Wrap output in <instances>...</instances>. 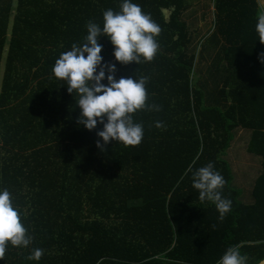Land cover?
Wrapping results in <instances>:
<instances>
[{"label": "trees", "instance_id": "16d2710c", "mask_svg": "<svg viewBox=\"0 0 264 264\" xmlns=\"http://www.w3.org/2000/svg\"><path fill=\"white\" fill-rule=\"evenodd\" d=\"M15 1L0 0V191L11 193L33 240L9 243L0 264H217L231 246L247 264L264 259V48L255 0H215L216 28L198 53L185 0H132L161 27L159 51L124 65L102 35L103 63L116 65L117 79L148 77L147 103L160 110L133 115L144 129L138 146L112 140L103 150V123L78 124L77 94L52 69L85 43L88 21L102 28L104 11L119 12L123 0ZM239 128L250 131L247 153L260 158L249 203L224 158ZM209 162L232 201L223 221L193 187V173ZM36 248L41 259H27Z\"/></svg>", "mask_w": 264, "mask_h": 264}, {"label": "clouds", "instance_id": "9594fccd", "mask_svg": "<svg viewBox=\"0 0 264 264\" xmlns=\"http://www.w3.org/2000/svg\"><path fill=\"white\" fill-rule=\"evenodd\" d=\"M86 27L85 43L73 44L71 50L61 53L52 69L54 76L66 81L69 93L77 94V104L81 109L78 124L93 130L98 121L103 123V130L97 134L104 143L98 140V147L103 150L112 140L125 146H138L144 129L142 124L134 122L133 115L145 109L159 111L160 106L147 103L148 77L116 78V65L103 63V45L99 43V37L106 35L110 38L115 59L120 63L127 65L135 61L140 64L142 59L145 62L154 60L159 51L156 37L162 29L150 13H145L132 0H123L119 12L112 9L104 11L102 28L93 21H88ZM256 31L259 41L264 43V14L258 16ZM260 60L264 62V53L260 54ZM105 79L107 85L102 82ZM156 126L162 127V123L157 122ZM225 184L224 177L214 170L212 162L193 173V187L199 190V199L214 203L221 221L232 206L230 199L222 197ZM32 240L20 211L13 205L11 193L7 189L0 191V259H4L9 243L27 248ZM42 255L43 250L36 248L27 259L38 261ZM247 261L248 257L241 254L239 246H231L217 264H247Z\"/></svg>", "mask_w": 264, "mask_h": 264}, {"label": "rangeland", "instance_id": "374dc122", "mask_svg": "<svg viewBox=\"0 0 264 264\" xmlns=\"http://www.w3.org/2000/svg\"><path fill=\"white\" fill-rule=\"evenodd\" d=\"M199 10L203 12V15L208 19L206 27L204 26L202 32L200 29H196L197 23L193 21H186L189 25V30L191 29L192 41L194 40L196 44V51L198 53L201 48L202 43L205 42L206 37L215 31L216 28V11H215V0H200ZM14 6L16 1L14 0ZM193 7L192 11L184 14V19L189 16L193 17ZM214 14V15H213ZM262 14L258 12V15ZM200 23V22H198ZM264 48V43H263ZM213 52V51H211ZM210 58L207 59L205 63H209ZM250 138V131L246 129H237L235 131L234 140L231 143L230 148L226 152L225 159L228 161L231 170L233 172V185L240 189V198L243 202L249 203L252 201L251 188L254 179L258 176L261 171L260 158L252 154L247 153L246 147L247 142Z\"/></svg>", "mask_w": 264, "mask_h": 264}, {"label": "crops", "instance_id": "0c3cea01", "mask_svg": "<svg viewBox=\"0 0 264 264\" xmlns=\"http://www.w3.org/2000/svg\"><path fill=\"white\" fill-rule=\"evenodd\" d=\"M185 2H186V5L188 8L183 13V19H184V14L192 11L193 7H195L196 9L193 10V17L189 16L190 17L189 20H188V18H186L184 20L189 21V22L193 21L194 23H197L196 29L197 30L200 29V32H202L204 26L206 27L208 19L205 18V16L203 15V12L201 10L197 9V8H199V5L201 3L200 0H185ZM255 2L257 5L258 12H261L262 14H264V0H255ZM198 22H200V23H198ZM188 25H190V24H188ZM208 36H210V35H208ZM210 51H213V50L211 49Z\"/></svg>", "mask_w": 264, "mask_h": 264}, {"label": "water", "instance_id": "95a60500", "mask_svg": "<svg viewBox=\"0 0 264 264\" xmlns=\"http://www.w3.org/2000/svg\"><path fill=\"white\" fill-rule=\"evenodd\" d=\"M163 13L165 14V16L168 15L167 10H163ZM257 264H264V259H262L261 261H259Z\"/></svg>", "mask_w": 264, "mask_h": 264}]
</instances>
